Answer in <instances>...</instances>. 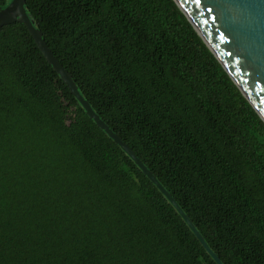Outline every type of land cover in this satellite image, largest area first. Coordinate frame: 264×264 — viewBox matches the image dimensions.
Wrapping results in <instances>:
<instances>
[{
  "label": "trees",
  "instance_id": "trees-1",
  "mask_svg": "<svg viewBox=\"0 0 264 264\" xmlns=\"http://www.w3.org/2000/svg\"><path fill=\"white\" fill-rule=\"evenodd\" d=\"M25 9L221 263L264 264V122L176 2ZM0 136V264H217L19 22L0 28Z\"/></svg>",
  "mask_w": 264,
  "mask_h": 264
},
{
  "label": "water",
  "instance_id": "water-1",
  "mask_svg": "<svg viewBox=\"0 0 264 264\" xmlns=\"http://www.w3.org/2000/svg\"><path fill=\"white\" fill-rule=\"evenodd\" d=\"M174 1L264 122V0H201L200 5H197L196 0ZM208 9L212 11L209 12ZM0 21L3 22V26L19 22L26 27L45 60L59 74L86 115L134 161L172 204L202 247L217 264H222L171 194L128 144L82 97L70 73L54 56L42 38L40 30L31 22L25 9V0H10L0 9Z\"/></svg>",
  "mask_w": 264,
  "mask_h": 264
},
{
  "label": "snow or ice",
  "instance_id": "snow-or-ice-1",
  "mask_svg": "<svg viewBox=\"0 0 264 264\" xmlns=\"http://www.w3.org/2000/svg\"><path fill=\"white\" fill-rule=\"evenodd\" d=\"M197 5L201 4V0H196ZM209 12L212 9H208ZM0 27H3V22L0 21ZM222 35V34H221ZM3 138L0 136V206H2L3 198H4V166H3ZM2 222V221H0Z\"/></svg>",
  "mask_w": 264,
  "mask_h": 264
}]
</instances>
